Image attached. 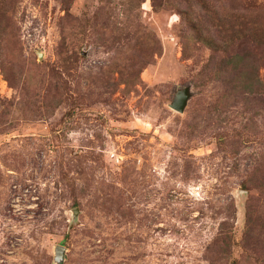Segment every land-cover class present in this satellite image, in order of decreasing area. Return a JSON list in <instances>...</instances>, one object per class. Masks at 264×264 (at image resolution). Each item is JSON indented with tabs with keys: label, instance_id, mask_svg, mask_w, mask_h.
Instances as JSON below:
<instances>
[{
	"label": "rangeland",
	"instance_id": "374dc122",
	"mask_svg": "<svg viewBox=\"0 0 264 264\" xmlns=\"http://www.w3.org/2000/svg\"><path fill=\"white\" fill-rule=\"evenodd\" d=\"M0 264H264V0H0Z\"/></svg>",
	"mask_w": 264,
	"mask_h": 264
},
{
	"label": "water",
	"instance_id": "95a60500",
	"mask_svg": "<svg viewBox=\"0 0 264 264\" xmlns=\"http://www.w3.org/2000/svg\"><path fill=\"white\" fill-rule=\"evenodd\" d=\"M187 103V92L186 91H182L181 93H179L176 101L173 103L172 107L177 110V111H183L185 106ZM61 255L63 253V248H60V252Z\"/></svg>",
	"mask_w": 264,
	"mask_h": 264
},
{
	"label": "trees",
	"instance_id": "16d2710c",
	"mask_svg": "<svg viewBox=\"0 0 264 264\" xmlns=\"http://www.w3.org/2000/svg\"><path fill=\"white\" fill-rule=\"evenodd\" d=\"M234 57L235 58L232 59L233 67L237 68V67L240 66V64H242V62H241L242 57L240 55H235ZM240 74H241L242 82H244L245 81L244 80L245 79L244 76L247 74V71H246V73H245V71H242V72H240ZM257 80H258V77L255 79V81L253 80V81L247 83L245 85V87L253 89L255 87V83L254 82H256ZM244 84H245V82H244Z\"/></svg>",
	"mask_w": 264,
	"mask_h": 264
}]
</instances>
